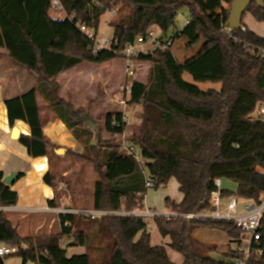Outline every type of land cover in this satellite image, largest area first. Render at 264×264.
Instances as JSON below:
<instances>
[{"label":"trees","instance_id":"1","mask_svg":"<svg viewBox=\"0 0 264 264\" xmlns=\"http://www.w3.org/2000/svg\"><path fill=\"white\" fill-rule=\"evenodd\" d=\"M58 1L65 13L60 18L52 15V0H0V47L36 81L28 92L5 100L9 125L22 121L30 128L29 135L18 139L30 157H49L60 149L44 133L41 97L66 124L75 142L82 144L99 174L93 209L131 212L143 208L148 190L166 186L172 179L183 199L177 203L167 197L165 202L176 214L206 212L216 189L215 179L226 178L238 185L236 193L221 189L222 198L234 196L255 205L264 201V123L256 115L264 107V58L258 55V50H264V37L244 24L247 13L264 23V0L262 6H249L242 21L245 32L239 28L230 33L225 28L233 0H220L225 5L222 25L213 22L201 0ZM102 9L118 13L110 23L117 44L95 54L93 43L77 24L98 31ZM183 9H188L190 24L207 39L199 53L184 63H173L170 51L159 49L136 57L150 68L146 82H132L128 102L140 105L143 112L142 123L129 141L145 159L151 180L147 188L140 165L121 144L112 140L101 145L98 124L81 127L74 119L71 105L59 94L58 78L84 63L103 65L123 58L122 50L152 29L159 31L164 43L174 42L180 34L175 21ZM251 47L256 52H248ZM185 74L195 83L186 81ZM207 82L221 87L202 90L196 85ZM122 117L121 111L105 117L104 128L114 139L125 131ZM51 172H46L43 181L55 191L48 205L57 208L60 195ZM4 177L0 171V245L16 247L13 255L22 264H175L165 247L151 244L148 223L136 216L110 215L97 220L60 214V234L21 237L3 210L18 202V193L3 182ZM80 220L90 224L82 229ZM154 222L161 236L171 240L170 248L183 256L182 264H235L241 258L232 252L220 258L215 246L200 244L193 237L195 229L207 226L223 230L231 242L239 241L243 232L232 221L157 216ZM103 230L110 233L112 249L107 253L106 244V254L95 259L92 252L101 251L95 243L104 238ZM260 233L261 240L253 244L248 264H264V218ZM64 238L70 239L68 246L63 244ZM73 246L86 252L69 257L67 249Z\"/></svg>","mask_w":264,"mask_h":264},{"label":"rangeland","instance_id":"2","mask_svg":"<svg viewBox=\"0 0 264 264\" xmlns=\"http://www.w3.org/2000/svg\"><path fill=\"white\" fill-rule=\"evenodd\" d=\"M128 11V9H125ZM112 11H107L102 14L99 29L97 31L99 37H112L113 28L108 24L115 18ZM65 13L61 17H64ZM190 17L188 9H183L179 16L176 18L175 25L178 29L182 30L186 21ZM246 24L253 25L256 32L264 36V23L255 21L248 13L244 18ZM251 26V27H253ZM149 50H154L150 47ZM136 76L133 79H128L125 72V61L123 58L113 60L111 63H105L103 65L85 64L81 67L69 71L73 72L72 76L62 75L60 79V96L69 103L72 107V113L75 120H79L81 127L90 126L92 124H98L100 128V144L112 142L122 144L124 140L129 141L134 133L138 131L142 120V108L137 104H130L128 97H126V106H123L119 100L122 97L123 87L127 82H133L138 80L146 82L148 70L150 68L149 63L135 61ZM185 80L190 83H195L190 75L185 74ZM202 90L216 89L219 90L221 85L218 83H196ZM61 96V97H62ZM41 106H45V109H49L46 102L41 98ZM114 111H125L126 116L131 120V127H127L125 137L118 136L113 138L108 134L104 128L105 117L108 113ZM48 119L47 115H43V120L46 123ZM85 119L90 120L85 122ZM94 126V125H92ZM94 140V139H93ZM87 154L82 146L78 143V146L73 153L67 152L66 155H52L50 160L51 173L56 178V184L58 185V192L61 198H69L68 202L75 205L77 208L92 209L94 199V187L95 183L99 179V174L96 172L94 165L87 159ZM91 156V155H90ZM221 189L227 190L229 193H236L238 185L236 182L229 179H221ZM178 183L172 179L166 186H162L159 189H149L146 195V206L155 210L160 215L168 212L165 199L170 197L173 200H177L180 196ZM230 197L228 195L223 196V205L226 204ZM250 202L242 199H238L239 212L243 213L244 206ZM176 214V213H175ZM80 228H85L90 222L80 220ZM148 223V232L151 236V244L153 246H163L167 249L170 259L175 264H182L184 259L181 254L170 248L169 238H164L158 231L154 219H146ZM60 234V233H57ZM49 235H56L49 234ZM103 239L96 240L95 246L101 248L100 252H92L94 258L97 259L110 252L112 249L113 241L110 237V233L106 230L102 231ZM48 236V235H42ZM37 237L32 236L30 238ZM194 240L200 244L207 246H215L216 252L220 258L226 257L227 254L233 253L237 255L234 249L238 246L237 242H231L228 236L223 230L217 228L201 227L197 228L193 232ZM211 240L215 241L213 244ZM70 239L64 238L63 244L68 246ZM107 244V249L105 250ZM242 248L246 249L247 243H241ZM233 249V250H232ZM84 248L81 246H73L67 249V255L69 257L73 255H79L85 253ZM4 264H22L21 259L17 255H11L3 258ZM33 264V263H28Z\"/></svg>","mask_w":264,"mask_h":264},{"label":"crops","instance_id":"3","mask_svg":"<svg viewBox=\"0 0 264 264\" xmlns=\"http://www.w3.org/2000/svg\"><path fill=\"white\" fill-rule=\"evenodd\" d=\"M201 3L210 14L213 22L217 25H222V7L225 5L220 0H201ZM53 13L52 15L58 18ZM114 14H116V18L118 13ZM110 23L108 24L109 26ZM244 24L249 30L262 36L256 32L253 25L245 22ZM154 30L159 33L157 29ZM177 32L180 34L174 41L169 53V59L173 63H184L199 53L207 39L198 33L194 23L190 24V19L186 21V25L182 30L177 28ZM7 54V51L0 47V171H3L5 176L17 173V177L10 186L13 191L18 193V202L15 206L4 207L3 210L7 219L16 228L21 237L61 233L60 211L63 207L70 209L82 208H77L72 203H69V198L66 197L61 198V205L57 208L48 205L49 200L55 198V191L52 187H48L45 184L43 177L51 169V157H30L27 148L21 145L18 139L12 137L14 128L18 129L19 138L21 135H29L30 128L27 123L22 121H17L13 126L9 125L5 100L28 92V90L35 87L36 81L28 71L11 62ZM72 73L69 72L68 74L66 72L62 75L68 74V76H72ZM59 78L58 82L60 83ZM40 100L41 97H38L42 119L43 115L48 116L46 123L44 122L46 137L51 143L58 145L61 149H65L66 153L68 149L75 150L78 143L73 139L66 124L57 119L51 109H45V106H41ZM20 173H22L21 176L19 175ZM182 199L183 195L181 194L175 201L180 203ZM247 205H252V202ZM170 214H174L170 209L167 213H164V215ZM210 242L213 244L215 241L211 240Z\"/></svg>","mask_w":264,"mask_h":264},{"label":"built area","instance_id":"4","mask_svg":"<svg viewBox=\"0 0 264 264\" xmlns=\"http://www.w3.org/2000/svg\"><path fill=\"white\" fill-rule=\"evenodd\" d=\"M53 14L60 18L61 14L64 13V9L58 0H52L51 3ZM116 13V10L112 11ZM77 27L81 29L80 31L88 37L93 43L94 53H98L102 50H112L114 44H117L113 37H99L96 30L86 26L85 24L78 23ZM242 31H246L245 27H241ZM225 31L227 33L231 32V29L226 26ZM174 45L173 41H168L164 43L159 38V33H157L154 29H152L146 37H138L134 43L129 44L126 48L122 50V56L125 61V72L128 79H133L136 76L135 70V61L136 57L140 53H149L152 50H149L150 47H153L154 50H162L164 52L171 51ZM248 52H256L254 48H248ZM258 55L264 58V50H258ZM131 88L132 82H127L123 87L122 97L119 98L120 102L123 106H126V97L128 100L131 96ZM122 112V124L125 128L123 133V137H125V132L127 127H131L132 122L126 116L125 111ZM257 118L264 123V107L258 109L256 113ZM122 149L129 155L133 156L138 164L140 165L143 175H145V184L147 188L151 187V180L145 169V159L139 154L137 147L133 144H130V141L124 140L121 144ZM215 191L211 194L210 198V208L203 213L198 214H170V215H160L156 211H153L149 207L146 206V202H143V208L136 209L131 212L127 211H108V210H96V209H70L64 208L60 211V214H78L83 215L85 217H89L91 219H100L104 216H136L143 219H154L157 216H165V217H184L187 219H206V220H216V221H232L236 225V227L243 232V236L238 243V246L234 249V252L237 253L236 256H240L235 260V264H248V259L252 250V246L255 243H258L261 240V229L263 227V218H264V201L259 205H245L244 212L240 213L238 208V198L230 197L225 205H223V198L221 194V180L215 179L214 181ZM215 207V211H211V208ZM247 243L246 249L242 248V242ZM17 252V248L9 245H0V257L5 258L11 256ZM263 250L259 251L261 255Z\"/></svg>","mask_w":264,"mask_h":264},{"label":"water","instance_id":"5","mask_svg":"<svg viewBox=\"0 0 264 264\" xmlns=\"http://www.w3.org/2000/svg\"><path fill=\"white\" fill-rule=\"evenodd\" d=\"M252 3H256L258 6H262L263 0H233L232 1L230 5L231 7L230 17H229L230 19L228 21V27L231 30L239 29L242 27L243 17L247 13V10ZM104 13H105V9H102L100 15ZM12 137L14 139H19V131L17 128L13 129ZM56 154L64 155L66 154V150L60 148L56 150ZM16 177H17V173H11L4 177L3 182L7 185H11ZM211 211H215V207H212ZM213 257H217V255L214 254ZM0 264H4L3 258L1 257H0Z\"/></svg>","mask_w":264,"mask_h":264}]
</instances>
